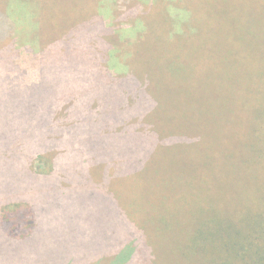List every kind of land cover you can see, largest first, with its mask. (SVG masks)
Masks as SVG:
<instances>
[{"label": "trees", "instance_id": "1", "mask_svg": "<svg viewBox=\"0 0 264 264\" xmlns=\"http://www.w3.org/2000/svg\"><path fill=\"white\" fill-rule=\"evenodd\" d=\"M201 16L197 33L175 34L177 42L160 29L152 39L164 43L101 52L102 94L118 90L123 102L89 129L93 103L82 91L93 92L92 83L56 102L43 78L10 74L13 50L0 49L6 262L32 251L22 264H264V46L221 42L211 10ZM8 31L0 15V45ZM111 53L127 54L123 71L109 69ZM158 78L164 86L155 91ZM170 90L194 108L166 125ZM78 138L95 153L62 156L85 150L74 148ZM169 143H179V156L166 153ZM161 189L170 194L154 193ZM152 195L165 200L154 215Z\"/></svg>", "mask_w": 264, "mask_h": 264}, {"label": "rangeland", "instance_id": "2", "mask_svg": "<svg viewBox=\"0 0 264 264\" xmlns=\"http://www.w3.org/2000/svg\"><path fill=\"white\" fill-rule=\"evenodd\" d=\"M205 7L211 10V32L215 30V34L222 38L221 42L248 48L264 46V0H0V15L9 26V45L3 43L0 49L5 48L7 56L9 50H13L9 56L15 67L10 68V74L19 75L25 83L43 78L42 82L50 88L56 102L74 99L81 87L92 83L91 93L95 97L86 89L82 91L83 95L91 97L93 103L86 114V119L92 120H84L85 128L89 129L91 124H99L109 110L123 102L118 90H113L115 93L109 96L102 94L104 84L101 81L105 74L98 68L101 52L108 53L113 44L122 45V51H125L150 42L164 43L163 39L157 38L155 42L152 39L160 36V29L169 32L170 40L175 34L187 38L192 32L197 33ZM189 42L196 45L198 40L194 38ZM213 42L217 40L211 38ZM114 56L111 53L108 59L109 69L118 73L127 54L119 58ZM151 85L155 91L164 86L159 78L151 81ZM182 97L179 91L170 90V103L163 101L166 125L178 121L182 111L194 108V101H182ZM127 99L128 104L133 105V97L129 95ZM73 105L76 106V101ZM112 143L109 138L110 148ZM178 144H166L170 149L166 153L179 156ZM74 148L85 150L63 153L62 156L89 158L94 152H87L93 147L86 145L82 138L75 140ZM158 192L164 197L170 194L168 189L154 193ZM151 197V206L159 204V207H153V215L154 212L158 214L162 210L160 204L165 200L159 203L155 195ZM133 217L139 220L138 214ZM152 230L155 231L154 225ZM30 252L25 256L12 254L6 262V251L0 248V264H22L21 257L28 260L35 256Z\"/></svg>", "mask_w": 264, "mask_h": 264}]
</instances>
